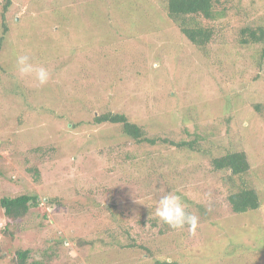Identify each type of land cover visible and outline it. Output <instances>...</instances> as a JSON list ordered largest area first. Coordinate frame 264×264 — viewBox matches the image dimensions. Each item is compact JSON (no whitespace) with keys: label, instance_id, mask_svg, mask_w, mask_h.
Masks as SVG:
<instances>
[{"label":"rangeland","instance_id":"obj_1","mask_svg":"<svg viewBox=\"0 0 264 264\" xmlns=\"http://www.w3.org/2000/svg\"><path fill=\"white\" fill-rule=\"evenodd\" d=\"M6 1L0 198L36 195L46 216L32 207L11 224L0 208V264H13L19 249L43 264H264V39L239 43L246 25L264 26V0H220L226 23L206 54L164 19L163 0ZM175 49L190 56L179 68ZM17 55L47 68L49 82L21 76ZM106 111L150 137L198 133L204 152L131 142L120 124L93 123ZM227 148L248 158L256 210H230L224 174L209 163ZM169 192L198 217L194 233L187 225L159 233L156 207ZM135 243L148 252L127 247Z\"/></svg>","mask_w":264,"mask_h":264},{"label":"trees","instance_id":"obj_2","mask_svg":"<svg viewBox=\"0 0 264 264\" xmlns=\"http://www.w3.org/2000/svg\"><path fill=\"white\" fill-rule=\"evenodd\" d=\"M5 1L6 0H2L0 2V18H3L8 10L9 1ZM163 3L164 9H162V11L164 19L172 25L183 41H187L190 46L195 48L198 52L201 51L203 54H206V47L209 42L213 40L215 33L224 28L229 10L220 7V0H163ZM143 7L144 6H142V8ZM219 17L223 18L220 25L219 21H216ZM219 26H221L220 29H218ZM240 34L242 36L239 40L241 46L248 45L251 42L258 43L264 39V26L253 28L251 25H246L245 28L240 30ZM166 44H169L168 40ZM164 48H166V46H164ZM178 53L179 52L175 49V54L173 55L174 59L172 60L179 68L182 63H187V60L185 59H189L188 57L190 56L187 55V57L179 58L177 57ZM159 54L160 56L158 59L162 61V59L170 53L169 51H166L164 54L163 52H160ZM169 65H171L170 62ZM159 77H156L155 79L158 81L163 79ZM93 123L120 124L122 133L128 137L131 142L137 144L149 143L153 145L156 141H160L162 144L167 143L168 145L180 149H187L193 152H204L198 145V141L201 142L204 138L198 133L196 134L193 132L192 136H190L191 139L178 142L158 136L150 137L142 126L130 121L123 113L106 111L100 115L93 114ZM34 150L41 153L40 151L43 150V148L42 146H37L34 147ZM209 163L213 171L218 173L223 172L224 174L223 179L227 187L226 200L233 213H245L247 211L258 209L260 199L258 194L247 182L246 177L250 170V164L243 150H232L227 148L221 155L212 156ZM28 170H32L35 178H38L39 172L36 168H29ZM157 189L159 190L158 187ZM167 189H169V187ZM32 207L37 209L38 212H42L44 217L46 216L44 208L39 207V200L36 195L20 194L12 197L5 196L0 198V208L3 210L4 217L11 224L24 217ZM151 223V225L155 226L153 221H151ZM157 229L159 233H165L172 230V228L163 222H161V225ZM3 232L6 233V229ZM131 246L143 248L148 252V248L142 244H127V247ZM30 257L29 249H19L15 251L11 260L13 264H43L42 258L41 260L29 261ZM169 261L154 258L155 264H169ZM171 264L182 263L172 260Z\"/></svg>","mask_w":264,"mask_h":264},{"label":"clouds","instance_id":"obj_3","mask_svg":"<svg viewBox=\"0 0 264 264\" xmlns=\"http://www.w3.org/2000/svg\"><path fill=\"white\" fill-rule=\"evenodd\" d=\"M15 63L21 76H34L40 86L49 82V70L43 66L35 65L28 55H17ZM152 67L159 68V63L154 61ZM156 217L175 230H181L187 225L194 233L198 226V217L186 210L182 196L175 192H169L160 197L156 207Z\"/></svg>","mask_w":264,"mask_h":264}]
</instances>
